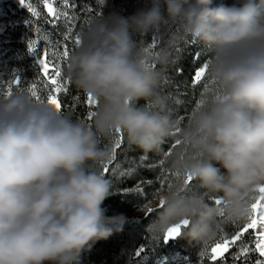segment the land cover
<instances>
[{
  "label": "clouds",
  "instance_id": "clouds-1",
  "mask_svg": "<svg viewBox=\"0 0 264 264\" xmlns=\"http://www.w3.org/2000/svg\"><path fill=\"white\" fill-rule=\"evenodd\" d=\"M154 33L209 54V90L186 118L160 91L172 54L150 48ZM63 72L98 102L90 123L23 90L0 95V264H81L123 230L124 214L103 207L118 132L144 154L176 137L150 236L187 220L181 235L202 252L222 225L246 221L264 186V0H143L130 15L110 11L86 28Z\"/></svg>",
  "mask_w": 264,
  "mask_h": 264
},
{
  "label": "trees",
  "instance_id": "trees-1",
  "mask_svg": "<svg viewBox=\"0 0 264 264\" xmlns=\"http://www.w3.org/2000/svg\"><path fill=\"white\" fill-rule=\"evenodd\" d=\"M28 2L32 3L33 7L40 12V18L32 17L24 5L15 6V15L12 19L17 22L9 28L15 27L19 34L17 40L12 36L8 45L10 49L15 50L16 55L13 65L7 67V71L10 72L5 73V75L12 73L21 77L20 88L22 89H26L35 83L40 99L46 101L49 90L40 80L38 75L40 66L37 62V56L29 52L28 42L30 39L36 38L35 26L41 27L42 35L51 33L52 26L45 22L47 9L43 7L40 0H28ZM142 2L143 0H104V3H101L100 0H87L85 9H80L78 5L77 14L81 16V20L78 21L76 31H79L80 28H84V30L88 28L85 20L92 24L110 11L130 15L142 5ZM232 2L233 0H214L216 4H231ZM88 7H91L92 11H86ZM22 14H26L23 20H21ZM171 31H175V29H171ZM55 35L59 38V33H55ZM153 37L156 38L157 44L156 48L152 49L153 51L159 50L161 47H168L172 54L171 61L165 70V78L162 81L160 91L170 97L169 108L175 117L177 119L186 118L202 95L209 90L207 76L201 83L194 81L195 71L208 62L209 54L204 50L202 44L191 40L173 39L160 33H154L147 38L149 46ZM44 43L41 39L38 48ZM71 48L72 45L70 44ZM65 66L66 64L63 69ZM155 67L160 68V65H155ZM180 68L184 69L182 73L178 71ZM62 74L64 76V72ZM68 88L67 94L61 93L60 95L61 103L64 106L63 111L70 113L74 118L90 123L86 119L89 111L86 105L87 96L71 84L68 85ZM14 90L20 89L14 87ZM76 96H79L78 101L73 99ZM141 103L143 102L141 101ZM119 139L118 134L113 137L112 147ZM175 140L176 137L169 138L163 144L160 153L144 154L129 146L123 134L121 147L114 150V160L108 166L110 171L106 173L112 180L113 190L112 195L104 201L103 207L107 209V216L111 217L122 213L127 220L122 231L114 232L107 240L96 242L90 251L83 253L81 264H140L141 260L143 264H158L163 263L165 258L172 260L177 256L182 258L178 264H201V262L202 264H211L207 257H200V245L190 242L183 235L165 242L164 236L152 237L149 234V226L156 219L157 210L147 214L145 207L156 209L154 194L158 190L163 191L166 188V185L161 187L160 177L169 173L166 167L165 153L174 151L175 148L170 149L169 146L175 144ZM161 160L164 161L163 164L160 163ZM142 181L143 183H141ZM137 187L143 188V193L138 192ZM231 227L233 226L228 224L222 225L221 228L230 231ZM249 232L250 234H245L243 240L250 245V248L254 249L255 237L251 230ZM220 236L221 229L217 237L206 246L213 245ZM239 247L240 242L226 254V264H256L258 259H262L257 252L250 250L246 258L241 257L238 261L234 260L233 254L239 251ZM140 249L144 251L137 256ZM216 264H221V262L217 261Z\"/></svg>",
  "mask_w": 264,
  "mask_h": 264
},
{
  "label": "snow or ice",
  "instance_id": "snow-or-ice-1",
  "mask_svg": "<svg viewBox=\"0 0 264 264\" xmlns=\"http://www.w3.org/2000/svg\"><path fill=\"white\" fill-rule=\"evenodd\" d=\"M101 3H104V0H100ZM20 3L24 5L32 17L39 19L40 12L33 7V4L28 2V0H20ZM40 3L44 8L47 9V17H45V22L52 26V32L42 35L41 27L35 26L34 31L36 33L35 39H30L28 42L29 52L37 56V62L40 66L39 77L41 82L48 88L49 94L46 98V102L54 105L58 110L63 111V105L60 100L61 93L67 94L69 92L68 85L70 80L66 79L63 76V67L66 64V61L69 57V54L74 51L76 48L82 44V36L84 33V28H80L79 31H76L78 26V21L81 20V16L77 14L78 5L80 9H85V4L87 0H40ZM59 5V6H57ZM86 11H92L91 7H88ZM32 24V21H31ZM87 27H90L91 23L85 20ZM59 33V38L55 35ZM41 39L45 42L42 46L40 45ZM70 44L72 48L70 49ZM157 46L156 38L153 37L152 43L150 45L151 49H155ZM179 72H183L184 69H178ZM205 70L204 67L199 68L195 71L194 81H200L204 76ZM14 86L17 89L27 92L37 101H40V96L37 92V85L35 83L31 84L26 89L20 88L21 80L19 77H16L14 80L7 82L6 90L0 93V95L7 94L11 95L14 91ZM75 101L79 100V96L73 97ZM45 101V100H44ZM97 101L90 95L86 98V105L89 108L87 112L86 119L91 121ZM73 107L75 105H72ZM183 119V117H180ZM120 136V139L113 145L114 150L121 147L123 134L117 133ZM170 149L176 147L175 144L169 146ZM171 151L165 153V157L171 155ZM163 160L160 161L163 164ZM110 171L109 167L104 168V172L108 173ZM172 174L169 172L163 174L160 177L161 187H168L170 184V178ZM187 183H191V177L189 176L186 180ZM143 183V181L141 182ZM137 191L143 193V188L137 187ZM162 191H157L154 194L156 200L159 199V196ZM259 195L255 198L254 202L251 204L250 213L245 222L230 224V231H226L224 228H221L220 238L210 247L205 248L204 251L200 253V257H207L210 260L211 264H216L217 261H220L221 264H226V254L230 252L231 248L237 246V243L240 242L239 251L233 254L234 260H239L241 257L246 258L250 250H254L258 253L259 257L264 258V186H261L258 189ZM217 205H220L222 202L217 199ZM162 205L163 201H159ZM152 207H145L147 214H151L156 211ZM188 224V221L185 220L182 223L176 224L164 235V240L167 242L169 239H174L181 235L182 229ZM228 225V224H225ZM251 230L252 235L255 237L254 249L250 248V245L244 242L243 238L246 233H249ZM143 249L137 253V256L143 253ZM202 264V262H201ZM256 264H264V259H258Z\"/></svg>",
  "mask_w": 264,
  "mask_h": 264
},
{
  "label": "rangeland",
  "instance_id": "rangeland-1",
  "mask_svg": "<svg viewBox=\"0 0 264 264\" xmlns=\"http://www.w3.org/2000/svg\"><path fill=\"white\" fill-rule=\"evenodd\" d=\"M16 2L19 3L18 0H11V2ZM3 9H4V0H0V24L2 25L0 28V93H2L3 90L6 89L7 81L5 80H10L14 79L17 76L9 73L5 75V73L10 72L9 70L7 71V67L13 65L15 61V50H12L9 48V42L12 38V36L17 40V36L19 32L15 30V27H12L11 29L9 28L12 24H14L17 21H14L12 18L10 19H2V14H3ZM26 14H22L21 20L24 19ZM206 76V73L204 76L201 78L200 81H196L197 83L203 82L204 78ZM21 80V77H19ZM258 197V195H257ZM246 234H250L246 233ZM181 256L175 257V259H164L163 263H158V264H178L181 260ZM264 259V258H262Z\"/></svg>",
  "mask_w": 264,
  "mask_h": 264
},
{
  "label": "bare ground",
  "instance_id": "bare-ground-1",
  "mask_svg": "<svg viewBox=\"0 0 264 264\" xmlns=\"http://www.w3.org/2000/svg\"><path fill=\"white\" fill-rule=\"evenodd\" d=\"M2 25L0 24V27H1ZM2 28H0V30H1ZM15 87V86H14ZM5 91V90H4Z\"/></svg>",
  "mask_w": 264,
  "mask_h": 264
}]
</instances>
